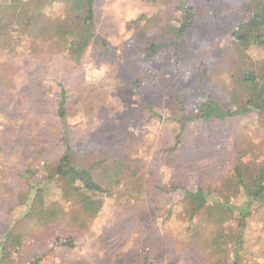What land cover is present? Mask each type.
I'll return each instance as SVG.
<instances>
[{"label":"rangeland","instance_id":"rangeland-1","mask_svg":"<svg viewBox=\"0 0 264 264\" xmlns=\"http://www.w3.org/2000/svg\"><path fill=\"white\" fill-rule=\"evenodd\" d=\"M192 2L198 11L196 26L184 43L186 47L183 45L186 49L182 51L181 63L185 67L176 75L172 53L147 65L129 46L131 33H127L126 25L147 10L141 0H98V38L109 42L114 53H98L93 60L94 69L101 72L98 66L105 64L109 70L104 72L115 76H119L118 68L133 71L135 78L149 84L148 90L156 95V102L148 99L149 107H140L137 101L115 102L119 107L113 137H89L82 132L81 136L73 135L71 164L84 168L128 150L129 160L141 161L142 171L150 173L152 184L142 202L122 198L118 204H109L94 219L90 234L73 248L55 245L60 231L40 228L27 220L32 229L29 234L36 236L27 243L28 253L38 260L37 264H138L142 253L156 255L162 264L232 263L238 235L236 219L214 213L207 200L200 207L201 200L186 198V192L208 196L221 204L238 203L239 181L246 182L263 162L264 114L187 124L178 152L171 155L166 166V150L174 146L179 132L171 116L173 110L180 116L175 109L181 102L190 113L194 104L208 96L238 114L245 100L231 92L232 73L239 68L249 71L253 63L262 61L253 58L233 68L227 60H221L227 53L226 34L243 20L237 9L242 0ZM114 38H121L122 43L115 45ZM7 49L8 45L0 39V52ZM15 67L4 90L0 88V93L6 95L5 103L0 105V131L5 136L10 130L11 135L9 139L4 137L7 143L0 161L6 172H0V239L25 212L28 182L21 177L23 167L35 170L33 155L42 146L46 149L41 152L50 158L52 167L59 162V127L53 114V94L57 89L54 81L62 80L72 87L74 97L75 85L82 81L77 73L62 66L46 67L19 58ZM42 68L46 70L41 72ZM94 78L87 77L86 81ZM161 80L166 87L162 91L169 89V94L160 91ZM55 192L59 193L57 189ZM197 208L200 210L195 213ZM241 239L237 264H264V204L255 207L247 218Z\"/></svg>","mask_w":264,"mask_h":264},{"label":"trees","instance_id":"trees-1","mask_svg":"<svg viewBox=\"0 0 264 264\" xmlns=\"http://www.w3.org/2000/svg\"><path fill=\"white\" fill-rule=\"evenodd\" d=\"M141 2L147 10L126 25L127 33H131L129 46L136 51L135 56L147 65L160 62L172 53L173 66L179 75L177 72L185 67L181 63L182 51L186 49L183 48L184 43L196 26L198 11L195 4L192 0ZM97 4L98 0H0V39L8 45L7 50L0 52L2 90L15 72L19 58L40 62L46 67L62 66L77 73L83 81L75 85V97L70 92L72 87L70 89L62 80L54 81L57 89L53 94V114L59 127L56 146L60 148V159L57 166L52 167L50 158L41 152L46 149L42 146L41 151L33 155L35 170L23 167L21 177L28 182L25 212L0 239V264L38 263L28 253L29 239H36L34 234H29L32 231L30 222L40 228L60 231L55 245L73 248L90 234L94 219L109 204H118L122 198L142 202L152 184L150 173L142 171L141 161L129 160L128 150L126 154L118 153L109 160L84 168L71 164L73 135L81 136L82 132L89 137L94 134L113 137L111 132L115 128L114 118L119 107L115 102L137 101L140 107L148 106V99L156 102V95L148 90L149 84L144 79L135 78L133 71L118 68L119 76H115L104 72L109 70L105 64L98 66L101 72L94 69L96 62L93 60L98 53H114L109 42L98 38ZM237 9L243 20L226 34L227 53L221 60H227L233 68L253 58L262 61L261 64L253 63L249 71L239 68L232 73L231 92L244 98V108L238 114L232 113L217 98L208 96L194 104L189 113L181 102L175 109L179 110L180 116L172 111L175 117L171 116V122L179 126V132L174 146L166 150V166L170 164L171 155L178 152L187 124L225 122L236 115L264 114V0H242ZM112 42L115 45L122 43L121 38H114ZM45 70L42 68L40 71ZM87 77H96L94 80L98 81L87 82ZM108 79L112 80L111 83ZM167 83H171V79ZM159 84L160 91L169 94V89L162 91L166 88L165 82L161 80ZM0 94V105H3L6 95ZM9 131L5 136L0 131V161L7 143L5 138L11 137ZM262 154L263 162L248 180L239 181L241 198L238 203L221 204L208 196L186 192V198L198 197L201 200L200 207L207 200L211 204L208 208L214 213L236 219L238 235L234 240L231 264L238 262L247 218L255 207L264 204V151ZM0 172L6 173L3 166H0ZM56 189L59 193L55 192ZM35 206L41 207L40 211L35 210ZM199 210L197 208L195 213ZM31 215L32 218L29 217ZM138 264L162 263L156 255L142 253Z\"/></svg>","mask_w":264,"mask_h":264}]
</instances>
